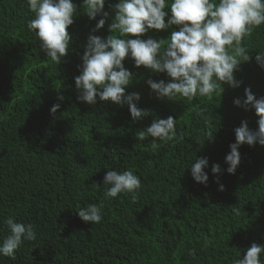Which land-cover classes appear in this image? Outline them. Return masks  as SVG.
Returning <instances> with one entry per match:
<instances>
[{
    "label": "trees",
    "instance_id": "16d2710c",
    "mask_svg": "<svg viewBox=\"0 0 264 264\" xmlns=\"http://www.w3.org/2000/svg\"><path fill=\"white\" fill-rule=\"evenodd\" d=\"M71 2L77 9L67 28L71 39L57 65L27 27L35 18L28 0H0V245L10 235L8 218L31 224L36 234L14 251V258L0 254V264H233L253 242L264 245V145L242 144L234 174L225 162L241 121L258 129L255 110L233 101L246 99L245 88L257 99L264 97V68L255 60L264 52V24L242 40L251 59L234 71L239 87L224 83L221 95L213 92L211 99L157 98L146 81L171 78L136 67L129 54L122 61L132 73L125 93H138L134 102L148 113L134 121L127 104L78 100L74 79L89 34H111L119 0H105L108 16L95 19L84 13L83 0ZM171 2L166 0L163 9L165 23ZM101 18L104 27L93 32ZM179 27L149 29L140 39H163L166 46ZM55 104L59 108L50 113ZM168 116L176 120L173 140L157 139L156 150L151 136L137 140L136 133L153 119ZM202 157L208 159L206 184L191 176V164ZM214 163L218 174L211 171ZM125 170L141 181L136 201L132 193L105 197L110 187L103 184L105 173ZM89 204L102 205L99 223L79 218L77 211ZM260 259L264 264V252Z\"/></svg>",
    "mask_w": 264,
    "mask_h": 264
},
{
    "label": "clouds",
    "instance_id": "9594fccd",
    "mask_svg": "<svg viewBox=\"0 0 264 264\" xmlns=\"http://www.w3.org/2000/svg\"><path fill=\"white\" fill-rule=\"evenodd\" d=\"M105 0H83L84 13L89 19H95L98 14L107 17L103 11ZM29 10L35 18L29 20L28 29L35 30L41 42V50L57 65L61 57L67 55L70 34L67 28L73 24L76 6L71 0H28ZM171 17L165 23L167 13L166 0H119L114 5L115 15L109 25L111 33L106 38L89 34L82 56L80 75L76 76L75 87L80 92L78 100L95 104L100 101H111L115 104H127L134 121L148 115L146 110L136 106L138 93H125V88L131 83L132 73L127 70L122 61L130 54L135 66H144L154 72H166L170 82H159L148 79L146 83L155 92L157 98L174 100L180 96L191 102L195 97L212 98L213 92H223L222 84L239 87L240 81L234 78V71L239 64L248 62L251 57L248 48L242 46V40L250 37L254 29L264 24V0H172ZM105 19L101 18L92 30L103 28ZM172 25L180 26L178 31H172L169 42L165 46L163 39L152 38L142 40L140 37L149 29L164 30ZM118 32V36L112 33ZM136 37L129 39L128 37ZM256 62L264 68V52L255 56ZM246 99H234L233 103L249 110H255L258 117V129H249L247 121H241L234 129L235 142L230 144V152L225 156L228 164L226 171L234 174L240 163L238 148L242 144L249 146L259 143L264 145V97L256 98L249 88L244 89ZM58 99L63 100V96ZM59 104L50 109L55 113ZM204 109H201V113ZM199 114V113H198ZM205 126L209 120L205 119ZM176 120L172 116L166 119H153L150 126L136 133L137 140L143 141L151 136V148L156 150L159 140H173L176 137ZM214 132L209 130L207 137L213 139ZM208 165L207 157L196 158L191 164V176L194 181L206 184L208 176L204 169ZM213 174L220 173L218 164L211 167ZM103 184L109 185L105 197H117L120 193H132L131 200L135 202L136 190L141 188V181L132 171H107ZM223 191V185L219 186ZM102 205L89 204L77 211L83 222L91 224L101 221ZM235 215L240 209L233 207ZM10 235L6 236L0 245V254L14 258V251L19 249L24 241H33L36 234L31 224L15 222L12 218L5 221ZM264 245L253 242L242 259L234 260L233 264H261L260 253ZM191 254V253H190Z\"/></svg>",
    "mask_w": 264,
    "mask_h": 264
}]
</instances>
